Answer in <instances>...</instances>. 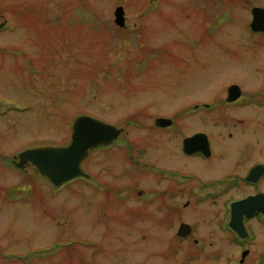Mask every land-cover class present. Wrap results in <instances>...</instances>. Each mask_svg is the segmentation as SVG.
<instances>
[{
  "label": "rangeland",
  "instance_id": "obj_1",
  "mask_svg": "<svg viewBox=\"0 0 264 264\" xmlns=\"http://www.w3.org/2000/svg\"><path fill=\"white\" fill-rule=\"evenodd\" d=\"M253 6L264 0H0V264H214L189 262V242L174 235L177 224L157 223L155 208L140 215L142 173L120 148L163 138L147 132L156 118L224 101L227 84L264 89ZM79 115L124 130L116 149L90 153L88 179L55 188L12 164L29 148L67 146ZM162 146L175 158L172 143Z\"/></svg>",
  "mask_w": 264,
  "mask_h": 264
},
{
  "label": "flooded vegetation",
  "instance_id": "obj_2",
  "mask_svg": "<svg viewBox=\"0 0 264 264\" xmlns=\"http://www.w3.org/2000/svg\"><path fill=\"white\" fill-rule=\"evenodd\" d=\"M249 29L252 35L264 37ZM230 53V57L240 55L236 49ZM234 85L239 86L240 97L229 101ZM224 88V101L176 105L171 116L156 118L147 132L163 138H147L134 152L132 143L124 139L120 151H128L129 162L142 173V187L137 191L140 215L149 216L152 207L157 223L177 224L174 235L180 242H189V262L202 258L204 263L264 264V89L250 93L238 82ZM159 118L171 120L170 125L158 126ZM213 120L218 124L211 125ZM123 134L93 152L116 149ZM196 135L202 136L187 150L185 140ZM149 143H155V148ZM164 143L173 144L175 158H163ZM153 150L156 160L151 157ZM214 164L221 165L219 175L210 168ZM195 165L207 169L208 175H198ZM190 210L197 213V223L187 220L185 212ZM183 224L191 226L189 235H179Z\"/></svg>",
  "mask_w": 264,
  "mask_h": 264
},
{
  "label": "water",
  "instance_id": "obj_3",
  "mask_svg": "<svg viewBox=\"0 0 264 264\" xmlns=\"http://www.w3.org/2000/svg\"><path fill=\"white\" fill-rule=\"evenodd\" d=\"M115 22L118 26L124 27L125 11L122 6L115 10ZM251 29L255 32H264V8L254 7L252 9ZM5 23L0 24L2 28ZM234 85L230 89L229 101L240 97V88ZM158 126L170 125L171 120L159 118L156 121ZM124 130L112 124L101 121L91 116H77L72 125L71 141L67 146H42L29 148L20 152L13 160V164L24 169L28 164L32 165L35 172L49 179L54 187H61L65 183L79 177H88L83 169V163L90 152L100 146L111 145L122 134ZM202 135H196L185 140V147L188 150L191 144ZM18 160V161H17ZM191 226L183 224L179 235L186 236L191 232Z\"/></svg>",
  "mask_w": 264,
  "mask_h": 264
}]
</instances>
